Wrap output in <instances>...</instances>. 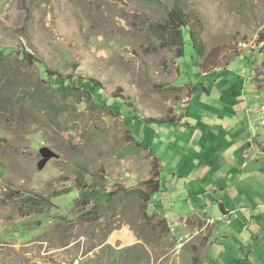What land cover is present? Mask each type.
Here are the masks:
<instances>
[{"label":"rangeland","instance_id":"obj_1","mask_svg":"<svg viewBox=\"0 0 264 264\" xmlns=\"http://www.w3.org/2000/svg\"><path fill=\"white\" fill-rule=\"evenodd\" d=\"M173 9L202 57L189 27L180 56ZM31 57L96 80L101 97L51 86ZM227 66L255 70L264 86V0H0V264H264V252L249 253L255 239L239 248L221 232L206 248L174 237L138 194L157 175L159 135L182 137L167 121L191 93L197 123L183 128L197 134L222 113L217 76L202 70Z\"/></svg>","mask_w":264,"mask_h":264},{"label":"crops","instance_id":"obj_2","mask_svg":"<svg viewBox=\"0 0 264 264\" xmlns=\"http://www.w3.org/2000/svg\"><path fill=\"white\" fill-rule=\"evenodd\" d=\"M202 73L206 77L217 76L216 89L224 102L222 113L213 112L208 119L203 118L197 134L183 128L181 124L193 128L197 123L196 113L189 112L191 93L181 115L167 121L180 124L184 132L181 138H172L168 134L178 131L173 133L168 127L164 138L159 135V145L149 149L158 162L160 181V192L150 200L151 209L167 221L176 238L178 232L181 237H193L192 244L193 240L204 241L209 248L222 232L219 241L236 242L242 248L252 247L255 239L257 247L249 253L264 252V86L259 83L262 76H256L255 70L252 76L243 70L238 75L240 87L233 88L232 82L238 76L229 66ZM209 92V88L204 89L206 95ZM205 96L200 97L201 101L207 99ZM205 105L209 107L208 103ZM184 135L189 145L186 152L180 148L182 158L186 159L180 162L175 156ZM171 139H176L173 145ZM208 219L216 220V224L206 226ZM207 252L205 259L211 256Z\"/></svg>","mask_w":264,"mask_h":264},{"label":"trees","instance_id":"obj_3","mask_svg":"<svg viewBox=\"0 0 264 264\" xmlns=\"http://www.w3.org/2000/svg\"><path fill=\"white\" fill-rule=\"evenodd\" d=\"M181 13L178 9H173L168 14V22L169 25H173L177 27V31L175 30V36L172 35L174 39H177L178 42L181 45V48L179 50L180 56L183 54V46L185 45L184 42V35L183 32L188 29L189 25H187L185 22L180 21ZM172 28V27H171ZM174 28V27H173ZM189 35L191 36V40L193 43L194 48L198 52L199 56L202 57V46L196 43L195 41V33L193 30L189 27ZM31 64L33 65H40L39 71L42 76L43 81H47L51 86L58 88L59 90L63 91L64 93L68 94H77L80 95L81 92L85 93L88 96H97L101 97L100 88L101 85L99 82H97L94 79L91 78H84L82 76H68V77H61L57 74H51L48 69L43 68L41 63L37 61L36 59L32 58L30 59ZM201 67L205 69V66L201 64ZM211 71V70H210ZM204 72H209L205 70ZM84 97V96H82ZM148 149V148H147ZM146 185L149 186V193L141 192L139 191L138 194L143 198L144 201L150 202L152 196L158 192H160V181H159V170H157V175L155 176L154 180L146 182ZM112 194H110L111 196ZM86 199H89L88 196H83ZM30 203L32 204L31 213H36L37 209L40 208L41 204L38 201L37 198L33 196H29ZM49 200H43V203H49ZM39 212V211H38Z\"/></svg>","mask_w":264,"mask_h":264},{"label":"built area","instance_id":"obj_4","mask_svg":"<svg viewBox=\"0 0 264 264\" xmlns=\"http://www.w3.org/2000/svg\"><path fill=\"white\" fill-rule=\"evenodd\" d=\"M264 123V122H263ZM212 223H214V221H212Z\"/></svg>","mask_w":264,"mask_h":264}]
</instances>
